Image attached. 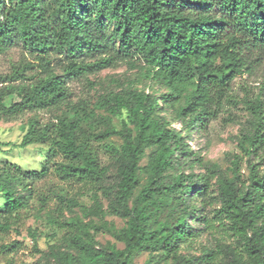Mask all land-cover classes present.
Here are the masks:
<instances>
[{"label": "trees", "instance_id": "16d2710c", "mask_svg": "<svg viewBox=\"0 0 264 264\" xmlns=\"http://www.w3.org/2000/svg\"><path fill=\"white\" fill-rule=\"evenodd\" d=\"M15 36L42 72L27 76L26 69L34 67L27 62L11 75H0V83H7L0 86V115L62 110L47 122L32 116L19 146L42 143L51 155L63 154L69 162L58 167L59 173L98 184L112 196L109 213L125 219L119 229L103 224L123 248L97 249L91 229L99 231L98 226L68 222L76 233L65 239L67 249L51 251L54 264H133V255L142 251L175 264H210L212 251L196 257L182 248L191 249L213 219L243 245L234 264H264V97L261 91L240 98L234 91L235 79L255 74L264 57V0H0V54ZM121 63L137 68L148 85L139 88L130 81L92 107L73 101L68 80ZM154 86L158 93L146 90ZM12 94L20 100L7 106L4 99ZM242 100L249 118L239 152L227 154L229 176L191 149L184 130H205L225 112L232 120V106ZM165 111L182 128L173 126ZM123 112L132 126L117 129L112 119ZM114 135L122 143L111 150L118 165L107 191L106 169L90 142ZM7 145L0 139V148ZM243 161L248 180L242 179ZM195 165L203 172H194ZM47 170L0 167L7 213L26 206L27 195L17 187L31 193L27 177ZM214 184L220 207L210 218L206 209L214 203ZM90 211L106 214L97 196ZM31 236L37 245V235Z\"/></svg>", "mask_w": 264, "mask_h": 264}, {"label": "rangeland", "instance_id": "374dc122", "mask_svg": "<svg viewBox=\"0 0 264 264\" xmlns=\"http://www.w3.org/2000/svg\"><path fill=\"white\" fill-rule=\"evenodd\" d=\"M261 61L255 74L245 73L235 79L234 91L240 98H244L247 94L256 96L261 91L264 97V57ZM27 62L34 65L32 69H26L27 76L42 72L33 56L24 48L23 42L15 36L14 44L0 54V75H11L17 68H23ZM52 65L56 66L57 62H53ZM130 81L139 88L149 83L144 78H138L137 68L121 63L115 67L90 72L81 78L70 79L67 81V86L73 93L74 102L79 100L92 107L103 94L112 90L118 91ZM4 84L7 83H0V86ZM157 89L158 86H154L153 89L146 88L150 92ZM4 100L9 106L12 102L19 101L20 97L12 94ZM61 111H26L16 117L0 115V139L3 142H9V145L0 148V167L7 166L13 169V165H16L24 171H41L43 167L48 169L47 173L40 177L34 178L30 175L27 177L31 185V193L24 190L22 186L17 187L18 193L27 195L26 206L23 209L12 214L7 213L5 199L0 193V264H54L50 255L51 251L67 249L65 239L76 233L75 229L68 226V222L71 221H81L100 228L99 231L91 229V232L95 234L94 246L97 249L106 248L109 245L124 247V244L116 240L103 225L107 222L118 229L125 225L124 218L109 213L111 195L108 196V193L98 184L86 183L59 173L58 167L62 163H68L69 160L61 153L51 155L47 144L19 146L26 133L28 120L32 116L47 122ZM98 113L107 115L104 110H98ZM165 114L168 120L172 121L173 126L182 128L179 121L173 120V114L170 111H165ZM228 116V112L222 113L210 123L207 129L199 130L194 126L184 130V135L191 149L201 156L204 162L218 164L221 172L230 176L227 154L239 152V136L249 118L244 101H240L235 107L232 106V120ZM112 122L117 129H120L123 123L132 126L127 112L113 117ZM90 143L98 155L100 165L106 169L104 187L108 191V187L114 185L118 165L111 150L113 147L119 148L122 140L114 135L107 140ZM146 163L147 156L142 160L141 165L144 166ZM261 168L264 170V162ZM203 170L201 165H195L193 169L196 173H201ZM186 171L191 172L192 169H186ZM248 177L249 171L243 161L242 179L248 180ZM140 178L142 182L145 180L144 172L140 174ZM210 193L215 196L213 205H209L206 209L207 215L211 218L214 208L220 207L217 199L218 186L214 184ZM95 195L98 197L100 207L106 212L104 217L90 211L94 209ZM72 200L76 203L73 204ZM4 225L7 227L4 228ZM196 226L201 225L196 224ZM32 233L38 237L37 245L32 239ZM192 244L191 249L186 246L182 248L183 254L189 253L199 257L210 250L213 253L210 264H234V253L237 251L243 253V245L232 235L227 225L215 219ZM132 259L133 264H175L171 259H163L157 253L145 251L136 252Z\"/></svg>", "mask_w": 264, "mask_h": 264}]
</instances>
